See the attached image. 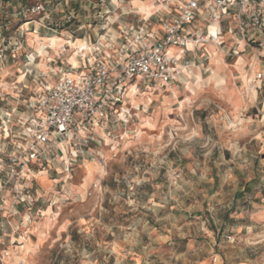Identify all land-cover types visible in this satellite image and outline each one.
Instances as JSON below:
<instances>
[{
    "label": "rangeland",
    "instance_id": "1",
    "mask_svg": "<svg viewBox=\"0 0 264 264\" xmlns=\"http://www.w3.org/2000/svg\"><path fill=\"white\" fill-rule=\"evenodd\" d=\"M155 4L171 6L163 0ZM262 4L264 0L252 4L256 14L248 12L239 20L237 9L223 20L224 43L206 45L210 53L205 51L203 64L197 63L201 72L175 94L138 86L134 95L130 83L120 113L131 119H116L103 129L107 137L97 145L103 151L93 156L100 172L86 188L80 161L65 173L36 165L46 170L42 179H49L48 187L35 178L27 180L26 174L18 176L24 178L16 187L18 179L3 174L0 228L7 226L2 194L11 187L25 204L20 230L31 235L36 222L56 218L48 241L37 251L20 248L16 264H222L221 256L224 264H264V199L254 200L262 198L259 185L246 189L250 203L241 197L238 204L245 219L253 218V229L223 232L207 205L210 195L233 197L247 179L262 174L256 170L264 162V31L256 24ZM241 21L247 25L243 29ZM33 28L44 33L38 22L31 23L23 27L25 38ZM31 52L28 47L19 57L25 60ZM22 77L26 85L18 109L25 117V104L35 90ZM158 109L165 112L161 118L154 117ZM8 153L0 156L5 172Z\"/></svg>",
    "mask_w": 264,
    "mask_h": 264
},
{
    "label": "built area",
    "instance_id": "2",
    "mask_svg": "<svg viewBox=\"0 0 264 264\" xmlns=\"http://www.w3.org/2000/svg\"><path fill=\"white\" fill-rule=\"evenodd\" d=\"M163 1L166 4L173 3L174 11L162 20L161 30L150 28L148 20H138L128 25L124 29L122 41L117 42V58L101 59L104 50L96 43L93 48L96 60L88 71L58 75L54 83L50 84L48 78L53 70L38 72L32 66L40 53L37 52V56L32 52L25 55L27 58L23 63V75L30 79V84H36L38 88L34 89V95L25 104L29 110L27 116L24 117L21 111V114L18 113V106L11 107L4 114L0 112L1 133H7L3 140L6 142L9 139V145L12 146V151L7 156L8 170L5 172L3 167L0 179L5 173L17 180L31 161H36L40 166L59 162L69 170L76 159L94 156L92 144L98 145L100 138H94L91 127L116 120L114 115L120 113L117 106L122 105L131 82L140 79L151 87L159 84L171 86L179 72L190 69L197 63L195 57L190 55L191 50L199 51L208 43L221 45V32L217 31L213 35L210 31L198 32L193 29L192 24L200 16L202 8H205L208 22L219 24L223 16L229 14V9L236 5L240 10L237 17L241 20L242 15L252 11L255 0H248L251 6L248 10L245 9L244 0H236L231 6L227 0ZM51 2L52 0H34L31 4L12 6V0H0V70L10 59L15 60L24 48L26 38L23 27L35 22L43 28L47 27L52 19ZM257 11L256 24L264 31V17ZM42 16L45 18L44 22L36 21V18ZM71 17L72 15L68 16ZM15 21L17 23L13 28L12 23ZM240 23L242 29L247 26L244 21ZM32 32L37 34L39 31L33 28ZM171 48H176L178 52L173 53ZM42 49L46 50L47 46H42ZM129 52L135 55L131 56ZM80 57L85 58L83 53H80ZM257 77L261 79L263 74L259 72ZM22 83L26 85L25 80ZM17 91L20 104L23 87ZM5 100L0 84V109ZM21 120L24 121L23 124ZM10 131L13 133L10 134ZM23 131H35L37 134L43 131L49 137L56 136V139L54 143L44 140L48 148L45 151L35 137H32V145L29 147L28 137L19 135ZM81 131L84 135H80ZM5 153L6 150L2 155ZM217 259L215 257V261Z\"/></svg>",
    "mask_w": 264,
    "mask_h": 264
},
{
    "label": "crops",
    "instance_id": "3",
    "mask_svg": "<svg viewBox=\"0 0 264 264\" xmlns=\"http://www.w3.org/2000/svg\"><path fill=\"white\" fill-rule=\"evenodd\" d=\"M12 1L13 3L17 1L16 6L21 4L19 3L20 1L25 3L27 2V0ZM157 6L158 5L155 4V0H103L98 3L88 0H52L50 4L52 19L48 23L50 24V27L43 28L44 33H40L39 31L37 34H30V36L26 38L25 46L22 49V52H26L29 47L34 56H37V52L40 53V56L36 58L37 60L32 66L38 72H51V70H53V73H50V77L48 78L50 84H53L55 77L58 75L67 73L75 74L88 71L91 67L90 65H94V61L96 60L94 57V51L91 50L95 47L96 43H98L104 50V53L102 52L101 54V59L109 60L110 58H117L116 56L118 54L115 52V49L118 46L117 42L122 41V36L125 34L124 29L130 24L136 23L138 20H148L150 28L161 30V22L169 17L174 11V4L172 3L171 6ZM238 7L239 6L236 5L234 8H230L229 14H225L223 16L220 21L221 23L217 24V27L212 25L214 23L207 21V13L205 8H202L200 16L192 24V27L198 32L210 31L212 33L213 29L216 28L217 31L221 32L223 37L222 22L226 19V17L231 16L233 10L239 9ZM252 14H256V12L253 11L251 12V15ZM69 15H72V17L68 18ZM223 43L224 41H222V44ZM206 45L209 44H205L204 48L199 51L191 50L190 55L194 56L197 63L200 65L203 64L202 59L206 56L205 51L209 52ZM42 46H47V49L43 50ZM63 49L65 50L63 51ZM171 51L173 53L178 52L176 48H171ZM80 53L84 54V59L79 56ZM129 55L132 56L135 55V53L129 52ZM215 58L216 57H212V62H214ZM10 60L7 64H9ZM15 60L16 64H10V66L6 65L0 70V84L2 86V92L6 96V100L0 109L2 114L9 111L11 107L20 105L18 103L19 99L17 94L15 93L18 88L23 87L22 74L24 70L23 63L25 60L19 56ZM197 63L190 69L179 72L171 86L159 84L151 87L145 84L142 80L138 79L133 82L131 86V88H135L134 95H137L138 93L136 91L138 86L154 91L161 89L173 91L177 90L182 85H187L189 80H191L194 76H197L196 72H201V67L200 65L197 66ZM33 85V89L38 88L36 84ZM117 108L120 111L121 105H118ZM20 111L23 112V109L19 108L18 113L21 114ZM164 113L165 112L162 109H158L154 117L158 116L161 118ZM144 117L149 118L145 115ZM114 118H116V114L114 115ZM152 121H154V118H152ZM109 123L110 122L92 125L91 133L95 139L107 137L103 129L106 128ZM20 130H22V128H20ZM5 136H7V133L3 136L2 133L0 134V146H3L4 150L9 152L12 146L9 144L7 145V141L2 142ZM107 139L110 140L109 137ZM91 150L94 153L98 151L102 153L103 151V149L95 144H92ZM0 156H2V153H0ZM263 158L264 152H262L260 159L262 160ZM92 159L93 156L90 158L84 157L76 159L74 162H82L81 171L83 173V187L85 188L87 187L86 185L90 183L92 178L100 172V167L96 164V162H94L95 160ZM262 163L263 164L260 165L257 163L256 165V170H260L262 174L247 179L244 187H240L233 197L227 198L223 194H213L209 196L207 205H210L212 210L211 217L214 219V223H216V221L221 223L220 226L223 232H239L244 229H253L255 226L250 221V219L253 218L245 219V213H243V210L239 209L238 204L239 198L241 197L244 198L243 203H250L248 199H245V194L247 193L246 189H250L254 183L259 185V192L262 197H255L254 200L256 203H259L262 199H264V162ZM30 165L31 166H26V171L25 169L22 171V174H26L28 177L27 180L29 179L30 181V179L35 178L34 181L41 182L45 187L52 185L49 179H42V175L46 172V170L37 168L36 165H39V163L31 161ZM73 165L74 164L70 165L69 170H66L64 165L59 162L45 165V167L55 169L57 172L65 173L67 171H71L70 169ZM23 178L24 176L17 180L18 185L16 187L22 186L20 184V180ZM26 184L29 185L31 183L28 182ZM239 184H243L242 179ZM16 193L17 189L11 187V189H5L2 194L1 214L3 216L2 220L7 223V226L5 228H0V240H3V244H0V264H16L22 253L20 248L28 247L29 251L39 250L41 248L40 246L48 241V235H50L55 229L54 220L56 218L54 217V219L51 220L50 218H45L44 220L36 222L31 235L20 230V222L24 217L23 207L25 204L22 203L24 200L20 201L17 199L20 194L17 193L16 195ZM116 245L117 243L114 244L112 248H116ZM99 250H102V246H100ZM4 252L10 253L12 256H6ZM221 259L222 264L226 263L224 262V257L221 256ZM96 261L99 260L96 258Z\"/></svg>",
    "mask_w": 264,
    "mask_h": 264
},
{
    "label": "clouds",
    "instance_id": "4",
    "mask_svg": "<svg viewBox=\"0 0 264 264\" xmlns=\"http://www.w3.org/2000/svg\"><path fill=\"white\" fill-rule=\"evenodd\" d=\"M170 2H176V0H170ZM227 3L231 6V5H234L236 3V0H227ZM244 5H245V9L246 10L251 8V6L248 4V0H244ZM261 12L264 13V4L261 5ZM212 34L213 35L217 34V29L216 28L213 29V33ZM109 91H110V89H109ZM116 119L127 121V119H131V117L128 115L127 112H123V113H117L116 114ZM23 123H24V121L21 120V124H23ZM33 123H34V121H33ZM19 135L21 137H25V136L28 137V139H29V147H31V145H32V137H35L36 140L39 142L40 147L44 148L45 151H48V148L44 144V140H51L54 143L55 139H56V136L49 137L43 131L40 132L39 134H37L35 131H32V132L23 131V132L19 133ZM56 135L58 136L59 133H57ZM80 135H84V132L81 131ZM17 147L19 149V146H17ZM3 152H4V147L0 146V153H3ZM0 171H3L2 163H0ZM0 244H3V240H0Z\"/></svg>",
    "mask_w": 264,
    "mask_h": 264
},
{
    "label": "bare ground",
    "instance_id": "5",
    "mask_svg": "<svg viewBox=\"0 0 264 264\" xmlns=\"http://www.w3.org/2000/svg\"><path fill=\"white\" fill-rule=\"evenodd\" d=\"M212 30V29H211Z\"/></svg>",
    "mask_w": 264,
    "mask_h": 264
}]
</instances>
